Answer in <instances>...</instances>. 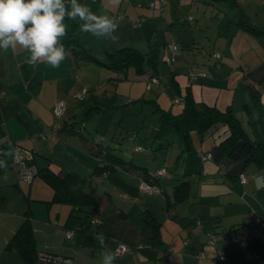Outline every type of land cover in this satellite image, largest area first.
<instances>
[{
  "label": "crops",
  "instance_id": "1",
  "mask_svg": "<svg viewBox=\"0 0 264 264\" xmlns=\"http://www.w3.org/2000/svg\"><path fill=\"white\" fill-rule=\"evenodd\" d=\"M217 1L197 0L193 4V0H167L159 9L150 8L149 0H80L93 11L117 20L115 34L122 35L118 47L133 46L145 52L150 42L174 41L180 51L176 54L181 57L178 67L173 74L169 70L172 96L169 91L165 96L159 94L163 88L147 80L151 67L139 74L128 66L124 70L128 79L117 81L116 86L132 96L128 101L135 96L156 98L160 107L178 112L183 101H172L176 96L183 100L189 88L198 107L209 104L222 111L230 109L251 140H264V32L251 33L237 23L243 13L252 25L264 26V0H236L237 15L240 12L237 20L212 11L209 19L208 8L215 7ZM139 16L144 19L134 25ZM188 16L193 17L191 26L186 21ZM211 21L216 23L213 29ZM90 40L87 37L84 46L104 59L103 50L102 54L92 53L97 42ZM71 46H64L67 57L56 69L42 62L34 66L25 63L29 53L19 47L0 50V141L18 142L33 150L37 170L49 168L79 176L82 190L93 193L98 203L93 209L54 201L52 187L40 175L29 183L19 180L8 162L7 168H0V264H26L17 251L5 247L26 216L38 253L69 258L70 264H102L104 249L94 239L98 234L106 238L105 245L112 252L118 242L130 246V252L115 254L114 264H264V247L248 245L246 240L250 227L264 234V166L248 160L251 151L242 144L222 150L220 142L228 133L223 123L203 133L192 131L188 153L181 152L183 145L176 133L169 136L171 144L159 147L154 139L156 117L148 123L152 147L135 143L137 135H133L132 150L140 153L139 161L125 158L117 148L123 143L119 139L127 135V127L111 118L104 121L106 111L99 95L117 79L97 61L73 54ZM206 50L220 52L216 66L210 64ZM162 51L152 70L157 77L165 75L159 65ZM193 68L206 76L188 84L186 72ZM83 88L88 91L78 99L76 95ZM150 91L159 95L149 97L145 92ZM58 98L66 101V112L54 130L52 108ZM143 104L147 103L130 105L127 125L139 117L146 106ZM89 120L104 123L111 133L109 138L89 132ZM129 135L126 138H131ZM98 141L100 148H108L119 158L109 173L93 172L98 163L108 162L99 159L101 152L97 153L94 144ZM135 146L147 150H135ZM144 153L149 157L143 161ZM0 159L9 161V157ZM138 166L145 167L147 173L165 169V174L155 180L161 192L140 189L142 171ZM181 181L188 182V189L176 199L174 188ZM255 219L261 222L255 223ZM195 220L200 226L192 233ZM67 230L72 232L69 238ZM211 234L216 239L213 243ZM234 236L238 242L233 241ZM220 253L224 257L219 258ZM33 264L41 263L37 258Z\"/></svg>",
  "mask_w": 264,
  "mask_h": 264
},
{
  "label": "trees",
  "instance_id": "2",
  "mask_svg": "<svg viewBox=\"0 0 264 264\" xmlns=\"http://www.w3.org/2000/svg\"><path fill=\"white\" fill-rule=\"evenodd\" d=\"M226 1H228V3H230V5L232 6L238 5L236 0ZM241 15L242 17H240L237 23H239L240 26H242L245 30L255 34L264 32V26L252 25L248 20H246L243 13ZM141 17L144 16H139L136 22ZM76 23L78 22L67 20V35L63 37L61 41L65 47L67 46V44L72 45L69 49L73 54L79 55L89 60L97 61L99 64L104 65L106 68L111 69L114 72L124 71L128 66H133L139 74H143L147 70L146 67L148 66L151 67V69L147 70L146 72L147 79L150 76H153L159 80V78L152 73L153 66L157 64V61L159 59V51L162 49V56L160 57L161 60H163L162 57L165 53L166 46L169 41L157 43L150 42L149 48L145 52H142L133 46H121L113 49L112 51H106L102 49L105 53V59L100 60L96 56L92 55L89 50H87V48L83 44V41L79 40L80 38L76 33ZM210 54L211 53H206L208 58H210ZM175 55L172 67L170 66L171 74H173L174 72ZM219 60L220 59H212V62L210 64L212 66H216L219 63ZM188 72L189 70L186 72V78L188 76ZM196 81L198 80H193L192 82ZM188 84H191V82H188ZM138 101L150 104V106H152V111L157 114V128L154 132V139H157L159 141V147L171 144V141L168 140L169 136L172 133H176L180 140V143H182L183 145L181 152L188 153L191 147L192 131L203 133L215 124L223 123L227 126L228 133L220 142L221 149L227 151L238 144L245 145L247 151H251L248 160H253L258 165L264 166V140H251V138L248 137V135L242 128L239 120L235 117L230 109L222 111L215 105L209 104H203L201 108L198 107L191 96L189 88H187L186 92L183 94V106L178 112L160 107L156 98L148 99L140 97L138 98ZM94 144L96 146L97 153L101 152L99 159H106L108 160V162L104 164L98 163L93 172L97 174L109 173L116 167L113 162L115 161V159L119 158L112 156L108 148L106 150L105 148H100L102 146V143L100 141ZM182 153H180V155ZM138 168L142 171V177L140 178L141 180H144L151 184H158L157 181H155L157 177L153 176V173H147V169L145 167L138 166ZM37 175H40L52 187L54 201L68 202L73 207L87 205L91 206L93 209H96L95 207L98 203L97 197L93 193H86L82 190L83 182L82 179L79 178V176L70 172H54L49 168L38 170ZM187 189V181H181L178 185H176L174 188V195L176 199H181L186 194ZM252 228L256 227H250L249 229ZM247 243L248 245H259L264 247V242H261V240L258 241L251 239L248 240ZM5 247L7 249H14L15 251H17L26 264H33L36 261V259L38 258V250L36 248L34 232L29 220V216H26V218L22 221L20 226L7 241Z\"/></svg>",
  "mask_w": 264,
  "mask_h": 264
},
{
  "label": "clouds",
  "instance_id": "3",
  "mask_svg": "<svg viewBox=\"0 0 264 264\" xmlns=\"http://www.w3.org/2000/svg\"><path fill=\"white\" fill-rule=\"evenodd\" d=\"M66 20L79 23L83 33L112 43L119 40L115 33L119 24L107 14L92 10L80 0H0V50L15 51L18 47L29 53L25 63H45L59 68L67 57L62 38L67 35ZM11 149V146H9ZM12 151L0 152L10 157ZM8 160L0 159V168H7ZM101 247L102 264H114L116 255L105 245L102 234L94 236Z\"/></svg>",
  "mask_w": 264,
  "mask_h": 264
},
{
  "label": "rangeland",
  "instance_id": "4",
  "mask_svg": "<svg viewBox=\"0 0 264 264\" xmlns=\"http://www.w3.org/2000/svg\"><path fill=\"white\" fill-rule=\"evenodd\" d=\"M195 1H197V0H193V4H194ZM166 2H167V0H166ZM217 3L214 5L215 7L208 8L209 19H210V12L211 11L214 12V13L218 12L220 14L219 16H223V13H227L226 16L227 15H228V17L235 16L236 20L239 19V13L240 12L237 15V11L238 10H236V9H238V8L236 6H234V9H232V8L228 7L227 3H225L222 0H218ZM196 7H197V5L194 8H196ZM217 8L220 9V12L218 11ZM65 23H67V20L65 21ZM76 24L79 26V23H76ZM212 24L215 25L216 24L215 21H211V28H212ZM191 31H196V30H191ZM191 31H189V33H191ZM76 33H77L78 37L80 38L79 39L80 41H84L85 39L87 40V37H88V39H91L90 41L93 40V41L97 42V45L91 48L93 54H95L94 52H98V53L102 54V51H101L102 49L106 50V51H112L113 47H117L118 48V46H120L119 43H121L120 42V39H121L120 36H122L121 33L116 34L119 37V40L116 43H112V42H110L109 40H106V39H98V38H96L95 36H93L91 34L83 33L80 30V27L76 30ZM211 51L212 50H206L207 53H211ZM178 52L180 53V51H178ZM178 52H177V54H178ZM176 58H177V61H174V67L177 68L178 67V63H179L178 59H181V57L179 55H176L175 56V60H176ZM159 65L161 66V68L163 70V73L165 74V75H160V77H158L160 82H161V84L160 85H156V86L158 88L160 87L161 89L163 88L162 90L159 91V92H161L159 94H163L165 96V95L168 94V91H169L168 95L172 96L174 94V90H173L172 85H170V88L168 89L169 84H172L171 80H170L171 68L163 60L159 61ZM193 69L195 71V68H193ZM108 70L113 74V77H114L113 79L114 80L117 79V80H116V83H112V84L110 83L108 85V87L104 91H102L101 94H99L100 96H103L101 98L100 103H101L103 109H105V111H106V115H105L104 121H109L110 118H111L113 122H121L122 125L125 124V126L127 127V129H126L127 135L129 133H131V135H129V137H131V138H126L127 135L126 136L123 135L121 137V139H119L120 141H123V143L119 146V148H117V152H119L122 156L124 155V157L128 158L129 160H131V158H132L133 161L135 163H137V160L139 161V156L138 155H140V153H135L132 150V144H133L132 138H133V135L134 136L137 135L135 143H141V144H143V145H145L147 147H152L151 144H152L153 141L150 138V136H148L149 127H150L148 125V123H150L151 121H155V118L157 117V114L154 113L152 111V108L147 106V104H143V105H146V106L144 107V109H142V112H140L139 117L137 119H132L133 121L131 120L130 121L131 123L129 125H127L126 122L129 119L126 120V118L128 117L126 115V113L129 112L130 105H133V104L137 105V104L140 103V101H138V97L137 96H135L136 98L134 97L132 101H128V98H130L132 96H130L129 94H125L121 90L116 89L117 81L125 82L124 79L127 78L126 73H124L125 71L114 72L111 69H108ZM145 94L147 96H149V97H151L152 95H153V97H155L156 95H159V94H152L151 91L150 92H145ZM122 111H123V113H125V116H123ZM105 126L106 125L104 123H100V125H98L97 121L93 122L92 120H89L88 127H90V128H89L88 131L91 132V133L93 132L94 134L96 133L95 134L96 137H100V135H103V136H106L107 138H109V135L111 133L109 131L105 130ZM94 134H93V136H94ZM105 142H108V141H104L103 143H105ZM155 148L156 147L152 148V153L155 151ZM145 154L146 153L143 154V161H144V158L149 157L148 155H145ZM133 155H134V157H133ZM140 163L143 165V162H140Z\"/></svg>",
  "mask_w": 264,
  "mask_h": 264
},
{
  "label": "built area",
  "instance_id": "5",
  "mask_svg": "<svg viewBox=\"0 0 264 264\" xmlns=\"http://www.w3.org/2000/svg\"><path fill=\"white\" fill-rule=\"evenodd\" d=\"M165 0H150L148 2V6L150 8H159L162 9L164 6ZM144 17H141L137 22H134V25L140 24V22L143 20ZM186 21L189 23V25H192L193 22V17L188 16L186 18ZM167 51V52H166ZM177 52V45L174 41H171L167 44L165 53L162 57L163 61L166 62L169 66L172 67L173 60H174V55ZM210 58L212 59H220V53L216 50L212 51L210 54ZM205 77V73L203 71H194V70H189L188 72V82H192L193 80H200L201 78ZM150 84H156L160 85V82L157 78L150 76L147 79ZM88 89L83 88L80 93L76 95L78 99H82ZM182 101V98L179 96H176L173 99V103L177 104ZM66 112V101L62 98H58L52 108V114H53V129L56 130L59 126V121L62 119ZM9 146H11V149H9ZM135 150H141V151H146L147 149L142 146H135ZM12 151V156L9 157V165L14 169L16 177L19 180L25 181L29 183L32 178L37 175V168L34 164V152L30 148L14 141H6V142H1L0 141V152H5V151ZM209 156V154H207ZM165 174V169H159L153 173V176L158 177L161 175ZM239 179L241 181H245V176L243 174H239ZM140 189L146 193H158L161 192V187L158 184H151L149 182H146L144 180L140 179ZM255 222L260 223V219H255ZM200 226V221L195 220L192 233H196L197 228ZM72 232L70 230L65 231L66 237H71ZM234 242H238V237L234 236L232 237ZM258 240L261 242H264V234L260 233L258 228H252L249 229L246 233V240ZM209 240L210 242H215V237L213 234L209 235ZM127 252H130V246L126 243L123 242H118L114 248L113 253L116 255H122ZM203 255V254H202ZM219 258L224 257V254H219ZM38 259L41 264H70L71 260L66 257L62 256H57L49 252H39L38 253Z\"/></svg>",
  "mask_w": 264,
  "mask_h": 264
}]
</instances>
